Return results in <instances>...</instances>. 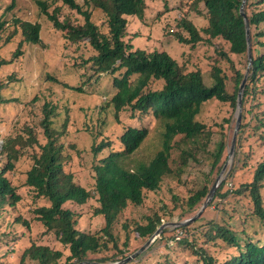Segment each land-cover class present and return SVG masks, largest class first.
Wrapping results in <instances>:
<instances>
[{
	"label": "trees",
	"instance_id": "obj_1",
	"mask_svg": "<svg viewBox=\"0 0 264 264\" xmlns=\"http://www.w3.org/2000/svg\"><path fill=\"white\" fill-rule=\"evenodd\" d=\"M164 1L167 7L170 3L167 0ZM187 1H191L190 5L195 10L201 4L204 5L206 9L204 18L207 24L198 29L187 17L182 16L176 19L178 16H174V20L179 22L169 28L179 42L189 44L196 50L195 48L201 42L208 45L212 43V40L221 38L229 43L230 49L228 52L218 51L220 57L229 60L228 54H247L245 19L240 12L243 0ZM36 2L44 18L54 29L62 30L69 40L77 42L87 39L85 41L92 49V55L84 62L90 64L94 72L105 73L112 77L115 92L107 105L115 110L117 117L119 113L128 112L131 120L134 119L141 124V126L132 125V123L126 125L120 136L121 146L116 149L110 148L109 153L103 158L98 156L105 148L111 146V141L103 138L96 143L93 140L90 151L92 155L90 179L93 180V184L89 187L74 175L67 142L61 140L66 137L68 120L64 118L60 128L55 124L54 116L58 107L54 103L58 100H46L40 106L42 117L39 125L43 129L46 142L41 143L38 140L35 126L24 129L25 135L2 136L0 133L2 141L0 146V225L5 217H15L9 229L0 231V235L6 236L7 244L13 238L11 233L16 228L20 230L17 238H23L27 242L22 251H15L14 244L11 245L7 260L4 256H0V264H76L91 261L90 253L98 252L101 247L108 248L109 242L115 243L114 226L127 207L130 204L141 206L145 191L157 190L163 178L173 173L170 157L176 136L181 135L183 140H188L195 148L198 147L196 137L206 134L210 136L211 129L196 118L204 103L216 100L229 103L233 108L236 107L239 86L245 73L239 69L233 71L234 83L232 87H229V75L218 63H214L210 82L206 83L201 70L186 71L183 64L167 51L160 49L149 51L138 47V44L135 45L134 38L139 34L138 32L130 33L127 27L128 20L139 18L144 22L148 0H37ZM182 4L183 0L179 4L180 8ZM63 5L82 15L85 22L71 21L69 16L61 19L59 15ZM15 7L16 0H11L7 10L13 11ZM95 11L104 13V21L100 25L93 21ZM244 12L251 29L253 63L245 84L242 121L237 141L240 139L239 135L249 126L251 109H246L247 99L255 96L259 80L264 75V0H246ZM162 14L164 12H160L158 16ZM102 27L107 31H103ZM3 28L6 32L12 28V35L16 34L20 37L14 57L21 55L22 47L41 43L40 21L33 23L14 17L5 27V21L0 19V29ZM179 29L182 31H178ZM202 33L208 37H203ZM214 48L216 51L219 49L218 46ZM12 62L13 59L3 58L0 60V67ZM231 68L234 69V64ZM50 78L59 82L53 76ZM15 81L14 75L8 76V82ZM2 84L0 83V89L3 88ZM154 84L158 86L153 87ZM63 86L69 91L84 93L82 84L73 86L63 83ZM261 93L264 96V91ZM34 99L39 100V97L36 96ZM5 101L7 100L0 97V103ZM258 101L256 107H259L264 99ZM151 116L160 121L164 127L161 145L148 162L142 161L128 166L131 156L149 135V128L143 122ZM255 117H258V113H255ZM258 120L259 123L253 127L256 131L264 129V120ZM262 136L264 137V134ZM71 146L74 147V145ZM30 148L33 149V164L25 173V185L33 194L34 204L41 199L45 201L32 211L34 223L37 222L43 227L42 239L52 235L55 237V242L64 246L66 251L37 238L33 233L32 220L28 215L18 211L25 198L9 173L15 169L16 163L23 155L30 154L32 151ZM225 149V141H219L213 153L215 157L210 172H213L220 163ZM183 153L185 155L181 157L182 166L196 156L193 151H183ZM237 154L235 153L231 173L218 186L212 201L217 197L223 200L229 195L247 194L252 201V215L264 225V158L255 168L252 180L237 188L229 187L224 193L221 192L232 178ZM85 174L87 175V170ZM208 176L203 187L194 191L189 197L187 202L189 209H197V205L207 197L215 181L211 173ZM90 199L95 201L93 217H98L104 224L97 231L81 228L80 223L87 212L77 211L71 207L76 205L75 207L83 208ZM159 222L160 219L157 218L146 226L136 227L138 236L150 237L156 231ZM187 225L178 228L187 230ZM125 228H127L126 223ZM208 230L207 235L211 240L219 238L236 252L226 260L219 261L217 257L210 254L207 247L200 246L197 249L190 243V256L199 264H264V239H255L246 228H243L240 234L229 222L220 224L211 221ZM17 238H13L14 243ZM129 238L127 233L123 246L128 245ZM180 240L188 242L186 238ZM64 252H67L68 256L64 262H61ZM121 253L124 252L120 250L114 256ZM118 260L104 256L97 262Z\"/></svg>",
	"mask_w": 264,
	"mask_h": 264
},
{
	"label": "rangeland",
	"instance_id": "obj_2",
	"mask_svg": "<svg viewBox=\"0 0 264 264\" xmlns=\"http://www.w3.org/2000/svg\"><path fill=\"white\" fill-rule=\"evenodd\" d=\"M36 1L16 0L15 9L8 11L7 8L11 0H0V19L5 21V27L14 17L33 23L37 21L41 23V43L22 47L23 52L18 57H14V53L20 37L16 34L12 35V28H9L7 32L4 31V28L0 29V60L3 58L13 59L12 63L0 67V83H3V88L0 89V97L7 100L0 103V133L2 136L25 135L24 129L35 126L38 140L41 143L46 142L43 129L39 125L42 117L40 106L46 100H58L57 103H54L58 107L54 116L55 124L60 128L64 118L68 120L65 131L66 137L61 140L67 142V151L71 154V168L75 173L74 175L89 187L93 184V180L90 179L92 174L90 151L93 140L96 143H99L103 138L111 141V146L105 148L102 154L98 156L103 158L109 153L110 148L116 149L121 146L120 136L126 125L132 123V125L141 126V124L135 122L134 119L131 120L128 112L119 113L117 117L115 110L107 105L115 92L112 77L105 73L94 72L90 64L84 62L92 55V49L85 41L87 39L72 42L62 30L54 29L41 14ZM167 1L170 4L165 7L164 0H148L144 22L139 18L128 20L127 27L130 33L138 32L139 34L134 38V44H138V47L149 51L155 49L167 51L183 64L186 71L201 70L206 83L210 82L211 69L214 63H218L229 75L228 86L232 87L234 83L233 73L237 69L246 72L247 54H228L229 60L220 57L218 51L228 52L230 49L229 43L221 38L212 40V43L208 45L201 42L195 48L196 50L189 44L179 42L175 37L176 35L170 30L171 25H176L179 22V20H174V16H178L176 19L185 16L198 29H201L207 24V20L204 18L206 17V9L201 4L195 10L190 5L191 1L187 0H183L181 8L179 7L181 0ZM160 12H164V14L158 16ZM66 16H69L74 22H85L82 15L63 5L59 17L62 19ZM93 21L98 25L103 23L104 13L93 12ZM17 25L19 27V24ZM102 30L107 31L103 27ZM178 31L182 30L179 29ZM202 36L208 37L205 33H202ZM214 46H218L219 49L216 51ZM233 64L234 69L231 68ZM11 74L16 80L12 83L8 82V76ZM50 76L59 82L51 80ZM62 82L73 86H81L82 84L84 93L69 91V89H65ZM157 86L158 84H154L153 87ZM262 91H264V75L259 80L255 96L247 99L246 109H251L248 120L249 126L239 135L238 141L236 138L235 153H238L235 159L236 165L232 171V178L221 190L222 193L229 187L237 188L252 180L255 168L264 158V137L262 136L264 129L256 131L253 128L259 123L258 119L264 120V102L256 107L258 100L263 101L264 99ZM36 96L39 97V100L34 99ZM255 113H258V117H255ZM196 118L211 129L210 136L206 134L196 137L198 146L196 148L188 140H183L181 135L175 137V145L170 157L173 173L163 178L157 190L145 191L141 206L130 204L127 207L125 213L119 217L114 226L115 243L109 242L108 248L101 247L98 252L90 253L89 259L91 261L97 262L104 256L121 261L132 255L145 246L153 235L147 238L146 236L139 237L136 227L146 226L157 218L160 219L158 227L165 225L163 231L151 244L146 245L136 257L130 259V262L123 264H199L190 256L191 244L195 245L197 249L200 246L207 247L210 254L217 257L219 261L226 260L236 250L219 238L211 240L208 237L207 233L211 221L220 224L229 222L240 234L242 229L246 228L255 239H264L263 222L252 215V201L247 194L229 195L223 200L217 197L208 204L195 221L187 225V230L178 228L183 225H173V223L182 222L194 216L200 210L206 198L197 205V209H189L187 202L194 191L203 187L205 179L209 177L208 174L211 173L215 177V181L219 177L222 167L228 160V150L236 128V107L233 108L229 103L211 100L202 105ZM143 124L149 128V135L142 146L131 156L128 166H133L142 161L148 162L161 145V136L164 130L162 123L151 116L147 117ZM239 131L240 128L237 136ZM222 140L226 143V149L220 163L213 172H210L215 157L213 153H215L219 141ZM70 145H74V147H70ZM21 150L23 149L21 148ZM183 151H193L196 155L194 158H190L185 166L181 165V157L185 155ZM32 152L33 149L29 155H23L16 163L15 169L9 173L10 178L25 198L18 211L28 215L32 220L33 233L37 238L39 237L44 243L66 251L64 246L55 242L54 236L50 235V237L42 239L43 227L37 222L34 223L32 211L44 204L45 201L41 199L34 204L33 194L25 185V173L33 164ZM235 153L232 162L228 164L222 175L221 183L231 173ZM219 167L221 169H218ZM86 170L87 175L85 174ZM94 204L95 201L90 199L83 208L71 205L77 211L87 212L80 223V227L87 231L100 230L104 225L98 217L94 218L92 215ZM232 208L235 209L232 210ZM9 214H11V210H9ZM14 218V216L5 217L0 225V231L9 229ZM125 223L127 228H125ZM19 231L15 228L11 237L17 238ZM127 233L130 238L125 247L123 244ZM13 238L6 244V236L0 235V256H4L5 260L9 256L8 251L11 249V245L14 244L15 251H22L27 243L23 238H17L14 243ZM185 238L188 242L180 240ZM18 239L20 240L18 241ZM115 244L118 246L115 247ZM120 250L124 253L114 256ZM67 256L66 252L61 262H64ZM105 263H112V261Z\"/></svg>",
	"mask_w": 264,
	"mask_h": 264
},
{
	"label": "water",
	"instance_id": "obj_3",
	"mask_svg": "<svg viewBox=\"0 0 264 264\" xmlns=\"http://www.w3.org/2000/svg\"><path fill=\"white\" fill-rule=\"evenodd\" d=\"M245 2L246 0H243V3L241 5L240 8V12L241 14L244 16L245 19V26H246V38H247V55H248V65H247V69L244 75V78L239 86V91H238V95H237V104H236V128H235V132L234 135L232 137V141H231V145L230 148L228 150V160L227 162L224 164V166L222 167V170L220 172L219 177L217 178V180L215 181V183L213 184V186L211 187L205 202L203 203V205L201 206L200 210L192 217L182 221V222H178V223H173V225H186L189 224L193 221H195L201 214L202 212L205 210V208L208 206V204L212 201L215 192L218 188V186L220 185L221 181H222V175L224 173V171L226 170L227 166L229 163L232 162L234 153H235V146H236V138H237V132L240 128L241 125V121H242V109H243V94H244V89H245V84L250 72V67L253 63V55H252V41H251V29H250V25H249V21L247 18V15L244 12V6H245ZM2 141L0 140V146H1ZM165 225H161L160 227H158L156 229V231L153 233V235L149 238V240L146 242V245L151 244L159 235L160 233L163 231ZM145 245V246H146ZM145 246L141 247L140 249H138L137 251H135L132 255L128 256L127 258L121 260V261H115L112 263H99V262H95V261H82L76 264H123L125 262H128L130 259L136 257L144 248Z\"/></svg>",
	"mask_w": 264,
	"mask_h": 264
}]
</instances>
